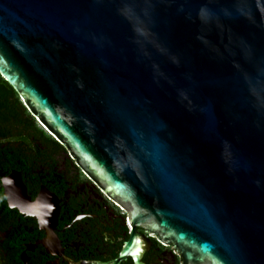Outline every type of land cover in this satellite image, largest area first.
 Segmentation results:
<instances>
[{
	"label": "water",
	"instance_id": "water-1",
	"mask_svg": "<svg viewBox=\"0 0 264 264\" xmlns=\"http://www.w3.org/2000/svg\"><path fill=\"white\" fill-rule=\"evenodd\" d=\"M0 77L133 226L264 264V0H0Z\"/></svg>",
	"mask_w": 264,
	"mask_h": 264
},
{
	"label": "flooded vegetation",
	"instance_id": "flooded-vegetation-1",
	"mask_svg": "<svg viewBox=\"0 0 264 264\" xmlns=\"http://www.w3.org/2000/svg\"><path fill=\"white\" fill-rule=\"evenodd\" d=\"M27 152L31 157L17 165L0 158V264H135L129 255L119 259L132 235L140 263L188 264L174 243L145 225L133 226L127 209L67 152L46 155L39 143Z\"/></svg>",
	"mask_w": 264,
	"mask_h": 264
},
{
	"label": "trees",
	"instance_id": "trees-1",
	"mask_svg": "<svg viewBox=\"0 0 264 264\" xmlns=\"http://www.w3.org/2000/svg\"><path fill=\"white\" fill-rule=\"evenodd\" d=\"M1 141H12V144L2 145ZM38 143L44 147L46 155L50 151L66 156L64 148L38 127L19 96L0 77V158H7L17 165L20 160L31 157L27 150L36 149ZM20 166H17L19 171L22 170Z\"/></svg>",
	"mask_w": 264,
	"mask_h": 264
},
{
	"label": "rangeland",
	"instance_id": "rangeland-1",
	"mask_svg": "<svg viewBox=\"0 0 264 264\" xmlns=\"http://www.w3.org/2000/svg\"><path fill=\"white\" fill-rule=\"evenodd\" d=\"M21 101V103L23 104V102H22V100H20ZM36 122V124L38 125V127L40 128V129H42L41 128V126H40V124L37 122V121H35ZM43 130V129H42ZM44 131V130H43Z\"/></svg>",
	"mask_w": 264,
	"mask_h": 264
}]
</instances>
